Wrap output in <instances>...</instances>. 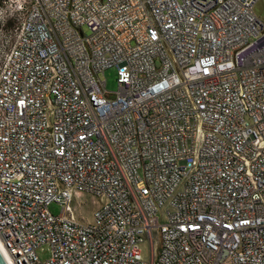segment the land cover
Wrapping results in <instances>:
<instances>
[{"label": "built area", "instance_id": "built-area-1", "mask_svg": "<svg viewBox=\"0 0 264 264\" xmlns=\"http://www.w3.org/2000/svg\"><path fill=\"white\" fill-rule=\"evenodd\" d=\"M257 1H1L7 264H264Z\"/></svg>", "mask_w": 264, "mask_h": 264}, {"label": "rangeland", "instance_id": "rangeland-1", "mask_svg": "<svg viewBox=\"0 0 264 264\" xmlns=\"http://www.w3.org/2000/svg\"><path fill=\"white\" fill-rule=\"evenodd\" d=\"M1 4V2H0ZM254 13L260 18V20L264 23V0H258L256 4L254 5ZM10 14L7 10L4 12L5 15ZM16 26V23L13 22L12 25L8 27H4V21H2V24L0 22V57L2 55V52L4 50H7L13 40L14 37V27ZM13 31V32H12ZM2 51V52H1ZM100 78H102L105 82V89L108 91H114L115 90V76H114V69L108 68L105 69L102 75H100ZM96 205L94 202V199L86 194H82L79 196H74L71 201V207L73 208L74 213L76 215L81 216V218L85 220H89L91 216V210ZM47 209L52 214H57L59 212V206H57L54 203H50L47 206ZM154 238L156 240L157 238V232H153ZM36 253L39 257L44 258L47 250L44 247L42 250L37 249ZM141 256H146V249L144 246L141 247Z\"/></svg>", "mask_w": 264, "mask_h": 264}, {"label": "trees", "instance_id": "trees-1", "mask_svg": "<svg viewBox=\"0 0 264 264\" xmlns=\"http://www.w3.org/2000/svg\"><path fill=\"white\" fill-rule=\"evenodd\" d=\"M3 1V0H0V2ZM6 1V0H4ZM15 22L16 23V26H17V23H18V20H17V17L13 14H7L5 15L4 17V27H10L12 25V23ZM16 26L14 27L13 31L15 30ZM12 31V32H13Z\"/></svg>", "mask_w": 264, "mask_h": 264}, {"label": "water", "instance_id": "water-1", "mask_svg": "<svg viewBox=\"0 0 264 264\" xmlns=\"http://www.w3.org/2000/svg\"><path fill=\"white\" fill-rule=\"evenodd\" d=\"M0 264H7L6 260L2 256L1 252H0Z\"/></svg>", "mask_w": 264, "mask_h": 264}, {"label": "bare ground", "instance_id": "bare-ground-1", "mask_svg": "<svg viewBox=\"0 0 264 264\" xmlns=\"http://www.w3.org/2000/svg\"><path fill=\"white\" fill-rule=\"evenodd\" d=\"M0 252H1L2 256L4 257V250L2 249L1 246H0Z\"/></svg>", "mask_w": 264, "mask_h": 264}]
</instances>
